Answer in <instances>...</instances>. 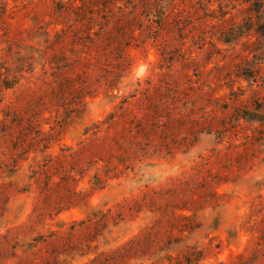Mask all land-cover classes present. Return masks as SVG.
<instances>
[{
	"label": "rangeland",
	"instance_id": "374dc122",
	"mask_svg": "<svg viewBox=\"0 0 264 264\" xmlns=\"http://www.w3.org/2000/svg\"><path fill=\"white\" fill-rule=\"evenodd\" d=\"M250 7L0 0V264H264Z\"/></svg>",
	"mask_w": 264,
	"mask_h": 264
},
{
	"label": "trees",
	"instance_id": "16d2710c",
	"mask_svg": "<svg viewBox=\"0 0 264 264\" xmlns=\"http://www.w3.org/2000/svg\"><path fill=\"white\" fill-rule=\"evenodd\" d=\"M246 1H249L251 4L250 8L254 10L256 13H258L256 14L258 20L261 21V18L264 19V10H263L264 0H246ZM171 3L173 2L171 1L169 6H171ZM258 26L262 28L260 31L264 33V23L259 22Z\"/></svg>",
	"mask_w": 264,
	"mask_h": 264
}]
</instances>
